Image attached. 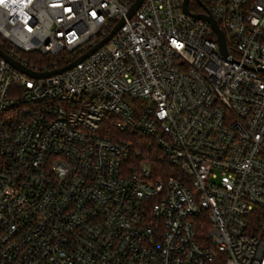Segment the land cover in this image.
I'll return each mask as SVG.
<instances>
[{"label": "built area", "instance_id": "1", "mask_svg": "<svg viewBox=\"0 0 264 264\" xmlns=\"http://www.w3.org/2000/svg\"><path fill=\"white\" fill-rule=\"evenodd\" d=\"M134 1L0 0V264H264V0Z\"/></svg>", "mask_w": 264, "mask_h": 264}, {"label": "water", "instance_id": "2", "mask_svg": "<svg viewBox=\"0 0 264 264\" xmlns=\"http://www.w3.org/2000/svg\"><path fill=\"white\" fill-rule=\"evenodd\" d=\"M142 0H135L129 11L127 12V18L131 17L132 14L134 13V11L138 8V6L140 5ZM187 1L188 0H183L182 3V9L186 14H189L195 18L198 19H202L206 22H208V24L210 25V27L212 28V30L214 31L215 35H216V39L219 45L220 50L225 53L224 50V35L221 32V30L218 28V25L216 24V22L214 21V19L208 15V14H196V13H190L188 11L187 8ZM123 23V19H119L114 26L110 29V31L102 38L100 39L94 46H92L91 48H89L87 51H85L82 55H80L79 57H77L76 59H74L73 61L69 62L68 64L53 69L51 71H47V72H43V73H35L32 72L28 69H25L24 67H22L18 62H16L13 59H10L8 57H6L5 55H3L12 65H14L15 67H17L18 69H20L21 71L31 75V76H49L55 73H59V72H63L64 70H67L69 68H71L72 66H74L75 64H77L79 61L83 60L84 58H86L87 56H89L93 51H95L97 48H99L100 46H102L105 42H107L112 36L113 34L120 28V26Z\"/></svg>", "mask_w": 264, "mask_h": 264}, {"label": "trees", "instance_id": "3", "mask_svg": "<svg viewBox=\"0 0 264 264\" xmlns=\"http://www.w3.org/2000/svg\"><path fill=\"white\" fill-rule=\"evenodd\" d=\"M22 56H25L28 59H33V60L36 59V57L41 56V57H44L42 59L56 60L58 62V65L62 64V62H63L61 59H59L60 57H58V56L38 55V54H34V53H24V54H22ZM107 123H109V122H107ZM101 132L103 134L109 135L111 138L127 139V140L131 141L136 148H139L141 150V152H147L148 151L146 149V145L148 142L151 141L149 138H146L143 135L139 136L137 134H132L130 132H122V131H119V130L113 128V125L108 126V124H106L104 126V128ZM148 152H150V151H148ZM155 154H157V149H152L151 155H155ZM154 165H156L157 168H162V169H165L164 167H167V164L159 163V162H155ZM162 169H158L159 173H161L163 171ZM196 231H197L198 237L204 238V239L207 237V235H206L207 234V222L205 220V216L202 215V216H199L197 218Z\"/></svg>", "mask_w": 264, "mask_h": 264}]
</instances>
